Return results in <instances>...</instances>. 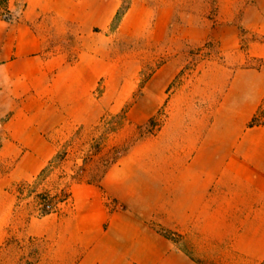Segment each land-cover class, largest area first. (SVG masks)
<instances>
[{
  "label": "rangeland",
  "instance_id": "374dc122",
  "mask_svg": "<svg viewBox=\"0 0 264 264\" xmlns=\"http://www.w3.org/2000/svg\"><path fill=\"white\" fill-rule=\"evenodd\" d=\"M258 2L264 6V0L0 4V16L6 19L18 17L29 6L36 27L50 40L49 53L69 63L67 88L57 97L65 108L62 126L55 132L57 152L36 176L0 182V222H6L0 264H50L47 244L33 237L30 220L72 214L74 189L84 183L100 184L105 176H118L141 195L146 172L158 170L163 153H174L182 126L197 122L201 130L210 122L216 138L234 136L238 116L217 109L223 101H214L218 77L209 79L208 72L216 68L213 72L219 73L217 66L264 70V57L251 55L256 44H264L260 30L264 18L255 12ZM263 122L264 111L246 129ZM108 204L122 207L113 200ZM219 220L213 226V255L204 257H186L183 251L207 253L198 248H206L202 239L210 224L198 226L201 240L195 250L186 248L177 231L157 227L185 248L176 246L174 255L161 258L159 264H264V254L254 255V243L242 235L244 226H227ZM227 236L230 239L222 241ZM133 259L134 264H158L154 258ZM71 263L126 264L121 257L95 255L78 256Z\"/></svg>",
  "mask_w": 264,
  "mask_h": 264
},
{
  "label": "crops",
  "instance_id": "0c3cea01",
  "mask_svg": "<svg viewBox=\"0 0 264 264\" xmlns=\"http://www.w3.org/2000/svg\"><path fill=\"white\" fill-rule=\"evenodd\" d=\"M32 11L28 6L18 17L0 16L3 183L9 177L36 176L57 152L59 135L55 132L63 123L65 108L57 97L67 88L69 63L63 56L49 53L50 40L36 27ZM255 12L264 18V6L259 2ZM260 30L264 32L263 24ZM251 55L264 57V44H256ZM217 67L219 73L213 72L216 68L208 72L209 79L218 77L213 99L223 100L218 110L237 114L234 136L216 138L210 122L201 130L197 122L182 126L174 153H163L158 170L146 172L141 195L118 176L76 187L72 214L30 220L33 237L47 244L50 264H73L75 257L94 255L121 257L126 264H134L135 257L154 258L159 264L161 258L174 255L178 245L158 228L177 231L186 240V248L195 250L201 240L198 226L209 224L210 232L207 227L202 239L206 248H198L207 253L178 248L185 249L186 257L212 256L216 218L223 225L244 226L242 235L254 243L253 254H264V122L246 129L247 123L264 111V70ZM172 161L176 162L174 168L169 167ZM111 200L122 207L111 208ZM4 239L5 220L0 222V241ZM226 239L230 236L222 241Z\"/></svg>",
  "mask_w": 264,
  "mask_h": 264
},
{
  "label": "trees",
  "instance_id": "16d2710c",
  "mask_svg": "<svg viewBox=\"0 0 264 264\" xmlns=\"http://www.w3.org/2000/svg\"><path fill=\"white\" fill-rule=\"evenodd\" d=\"M5 3V0H0V4H4ZM50 211H46V213H49Z\"/></svg>",
  "mask_w": 264,
  "mask_h": 264
}]
</instances>
